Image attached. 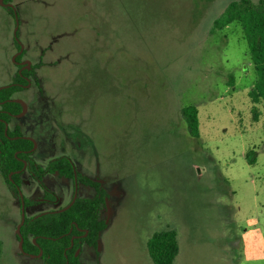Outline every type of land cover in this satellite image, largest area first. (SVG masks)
<instances>
[{"label": "rangeland", "instance_id": "374dc122", "mask_svg": "<svg viewBox=\"0 0 264 264\" xmlns=\"http://www.w3.org/2000/svg\"><path fill=\"white\" fill-rule=\"evenodd\" d=\"M233 1L14 0L28 54L52 46L39 97L84 123L86 162L101 138L102 173L121 185L105 264H154L147 237L169 227L175 264H264V104L249 95L257 73L239 24L214 27ZM16 27L0 2V79ZM9 197L0 171V264H44L21 252Z\"/></svg>", "mask_w": 264, "mask_h": 264}, {"label": "flooded vegetation", "instance_id": "af4514ba", "mask_svg": "<svg viewBox=\"0 0 264 264\" xmlns=\"http://www.w3.org/2000/svg\"><path fill=\"white\" fill-rule=\"evenodd\" d=\"M7 5L13 6L17 12L16 22L18 27L16 28L18 31L17 5L13 2H9ZM17 31L16 33L14 31L13 35V51L10 52L4 65L5 77L0 80V90L10 86H19L9 100L19 102L22 105V110L15 114L10 113L9 120L4 119L0 115V122L5 123V135L8 139L26 138L32 142V147L28 150H16L14 152L15 157L23 162L21 169L9 174L13 182L15 181L12 176L14 174L19 175V183H15L17 192L10 186L1 167L0 171L10 191L9 199L12 201L14 211H16V208L13 203L15 201L18 203V213L21 216L20 224L23 220V214L25 221L26 217L32 218L42 214L63 211L73 205L78 198H95L98 195L99 188L106 192L104 202L99 208V218L106 223V226L99 231L96 244H91L84 239L88 235L87 230L81 231L78 237L74 236L72 238L70 247L74 245V239H78L80 243L75 255L78 257L79 264H83L85 248H90L95 254H100L99 241L101 233L112 219L111 197L113 191L106 184V180L110 181L111 179L106 178L104 180L95 169V152L100 155V151L93 140V136L91 137L93 145L92 158H89L87 162L83 159L86 156L83 155L82 149L85 148V145L91 144L82 142V139H85L84 123L81 121L77 123L76 121L75 125L73 124L75 120L71 119V116H69L70 119H68V116H64L63 112H66L64 102L49 101L52 99L50 96H48L49 99L44 100L47 93L44 94V97H39L43 94V69L46 66L53 65L49 63L50 60L44 59L43 56L47 50H51L52 46L50 49H48L49 45L46 48L42 47V55L39 58L38 56H31L28 54L29 51L26 49V45L23 44L20 35H17ZM26 71L28 74L23 73ZM19 74L23 76L22 79L25 82L15 81ZM4 102L5 100H0V113L4 111L2 107ZM57 106L61 109L59 114H57ZM9 130L12 132L18 131V134L10 135L8 134ZM23 151L27 153L28 158L35 165L44 170L40 177L30 170V161L21 157ZM63 157L68 158L72 162L74 176L62 175L57 170L51 171L49 169L50 164L54 160ZM98 162L101 165L100 159H98ZM83 179L90 180L94 184ZM29 211L32 214H29ZM17 236L20 241L19 234ZM21 252L27 256L40 257L44 262L42 253L31 254L24 250H21Z\"/></svg>", "mask_w": 264, "mask_h": 264}, {"label": "trees", "instance_id": "16d2710c", "mask_svg": "<svg viewBox=\"0 0 264 264\" xmlns=\"http://www.w3.org/2000/svg\"><path fill=\"white\" fill-rule=\"evenodd\" d=\"M14 0H3L4 8L16 20L17 12L13 6H8V2ZM239 24L242 36L247 41V52L252 61V65L257 73L256 82L251 89L249 95L251 101L257 108L258 104H264V0L254 2L253 0H235L226 8L225 12L215 21V28H223L232 23ZM95 34H99L98 26L92 27ZM20 31L18 29L17 35ZM65 56V54H64ZM50 63V61H49ZM56 64V62H52ZM28 74V72H23ZM22 75H17L15 81L25 82ZM19 86H10L0 90V100L3 103V112L0 113L4 119H10V113L15 114L22 110V105L16 101H10L9 98ZM257 111V110H256ZM183 116L189 128L191 135L195 138L200 137L199 109L195 105L186 106L182 109ZM257 118V117H256ZM10 135L18 134V131H8ZM32 147V142L26 138H18L14 140L8 139L5 135V123L0 122V164L1 170L9 181L10 186L17 192L15 183H19V175L14 174L12 179L9 174L13 171L21 169L23 162L18 160L14 152L16 150H28ZM249 151L246 156L248 162L254 164L255 158H249ZM21 157L30 161V170L40 177L44 170L35 165L28 158L25 151ZM49 169L51 171H59L60 174L66 176H74V166L72 162L66 158L54 160ZM84 181L93 183L90 180ZM94 184V183H93ZM106 192L99 188L98 195L93 199L78 198L69 208L37 217H26L20 230L23 236V250L31 254L42 253L45 264H79L78 257L75 255L77 247L80 245L78 234L83 230L88 231V235L84 238L91 244H96L98 233L102 230L106 223L99 218V208L104 202ZM34 239V241H33ZM148 251L154 264H175L176 257L179 253V242L177 231L174 228H167L157 231L149 238L147 243Z\"/></svg>", "mask_w": 264, "mask_h": 264}, {"label": "crops", "instance_id": "0c3cea01", "mask_svg": "<svg viewBox=\"0 0 264 264\" xmlns=\"http://www.w3.org/2000/svg\"><path fill=\"white\" fill-rule=\"evenodd\" d=\"M2 1L3 0H0L1 3H2ZM13 3H14V1H13ZM3 5H5V4H3ZM11 51H13V50L10 48L9 53H8V57H9ZM97 147L99 148L100 154H102V152H101V149H102L101 138H100V140L98 142ZM98 159H99V155L95 152L94 161H95V169L97 170V172L100 173V176L104 180H106V178L107 179L108 178H111L112 177L111 175L102 173V165H99ZM96 161H97V163H96ZM247 161H248V158H247ZM106 184L113 191V194H112V197H111V208L113 210L112 219H111L110 223L108 224V226L106 227V229H104L103 232L101 233L100 241H99V247H100L99 248V251H100V254L99 255L98 254H95L90 248H85V250H84V263L83 264H105V262L103 261V251H105V241H109V239L105 238V235L110 231V227H111V225H113V219H114L115 215L117 214V212L119 213V208L121 206V202H122V199H123V198H121V194H116L115 195V192L117 193V186L118 187H121V185H117L116 182H112V181L110 182V181H107V180H106ZM145 219H149V218H145ZM142 226L144 227V229L141 230L140 232L141 233L143 231L144 232H147L148 231L147 229H149V227H147L148 225H146V222ZM145 227H147V228L145 229ZM152 235H153V233H152ZM177 235H178V231H177ZM151 236L147 237L148 238L147 239V243H148V240H149V238ZM178 242H179V239H178ZM147 243H146V245H147ZM247 246H248L249 249L252 248V245H250V244H247ZM179 250H180V245H179ZM147 252H148V255L150 256L149 251H148V247H147ZM177 257H178V255H177ZM177 257H176V259H177ZM175 263H176V260H175Z\"/></svg>", "mask_w": 264, "mask_h": 264}, {"label": "water", "instance_id": "95a60500", "mask_svg": "<svg viewBox=\"0 0 264 264\" xmlns=\"http://www.w3.org/2000/svg\"><path fill=\"white\" fill-rule=\"evenodd\" d=\"M2 4H5V3H3V1H2ZM17 21H18V18H17ZM18 27V26H17ZM16 31H17V28H16V30H15V33H16ZM24 223V214H23V220L21 221V224L18 226V229H17V232H18V234H19V236H20V238H21V240H20V248H21V250H23V246H22V241H23V236L21 235V230H20V228H21V225Z\"/></svg>", "mask_w": 264, "mask_h": 264}]
</instances>
